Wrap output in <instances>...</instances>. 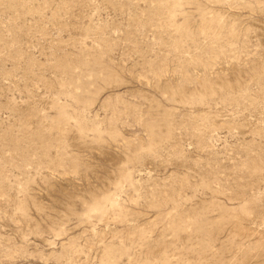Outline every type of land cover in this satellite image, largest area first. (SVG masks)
<instances>
[{
    "label": "rangeland",
    "instance_id": "obj_1",
    "mask_svg": "<svg viewBox=\"0 0 264 264\" xmlns=\"http://www.w3.org/2000/svg\"><path fill=\"white\" fill-rule=\"evenodd\" d=\"M0 264H264V0H0Z\"/></svg>",
    "mask_w": 264,
    "mask_h": 264
}]
</instances>
